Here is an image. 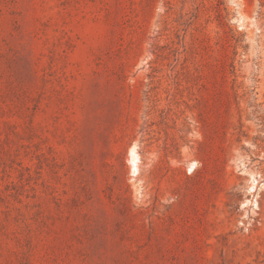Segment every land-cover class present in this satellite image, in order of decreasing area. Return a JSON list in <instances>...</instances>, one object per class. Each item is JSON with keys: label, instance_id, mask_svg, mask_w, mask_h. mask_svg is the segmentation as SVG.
I'll return each mask as SVG.
<instances>
[{"label": "rangeland", "instance_id": "1", "mask_svg": "<svg viewBox=\"0 0 264 264\" xmlns=\"http://www.w3.org/2000/svg\"><path fill=\"white\" fill-rule=\"evenodd\" d=\"M0 264H264V0H0Z\"/></svg>", "mask_w": 264, "mask_h": 264}, {"label": "bare ground", "instance_id": "2", "mask_svg": "<svg viewBox=\"0 0 264 264\" xmlns=\"http://www.w3.org/2000/svg\"><path fill=\"white\" fill-rule=\"evenodd\" d=\"M130 164H131V172L132 174H136L137 172V167H136V154H135V149L134 146L130 149V160H129Z\"/></svg>", "mask_w": 264, "mask_h": 264}]
</instances>
